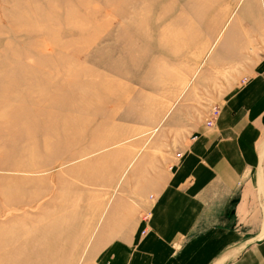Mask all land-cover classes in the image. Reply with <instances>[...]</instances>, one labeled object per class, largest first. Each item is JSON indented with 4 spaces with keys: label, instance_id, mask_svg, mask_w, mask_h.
<instances>
[{
    "label": "rangeland",
    "instance_id": "obj_1",
    "mask_svg": "<svg viewBox=\"0 0 264 264\" xmlns=\"http://www.w3.org/2000/svg\"><path fill=\"white\" fill-rule=\"evenodd\" d=\"M245 23L264 0H0V264H98L107 207L158 171L172 113L189 127L245 78Z\"/></svg>",
    "mask_w": 264,
    "mask_h": 264
},
{
    "label": "crops",
    "instance_id": "obj_2",
    "mask_svg": "<svg viewBox=\"0 0 264 264\" xmlns=\"http://www.w3.org/2000/svg\"><path fill=\"white\" fill-rule=\"evenodd\" d=\"M243 34V44L255 40L245 78L211 126L194 117L188 134L192 109L172 113L157 137L158 171L107 207L92 245L98 264H264V23Z\"/></svg>",
    "mask_w": 264,
    "mask_h": 264
},
{
    "label": "built area",
    "instance_id": "obj_3",
    "mask_svg": "<svg viewBox=\"0 0 264 264\" xmlns=\"http://www.w3.org/2000/svg\"><path fill=\"white\" fill-rule=\"evenodd\" d=\"M217 112H218L217 108H214V109L211 111L210 116H209V119H208L207 122H206V125L211 126V125L213 124V120H214V118L216 117Z\"/></svg>",
    "mask_w": 264,
    "mask_h": 264
},
{
    "label": "bare ground",
    "instance_id": "obj_4",
    "mask_svg": "<svg viewBox=\"0 0 264 264\" xmlns=\"http://www.w3.org/2000/svg\"><path fill=\"white\" fill-rule=\"evenodd\" d=\"M10 257H11V256L7 255V253L5 252V253H4V259H2L3 262H5V261H4L5 258H7V259H6L7 261L10 260Z\"/></svg>",
    "mask_w": 264,
    "mask_h": 264
}]
</instances>
